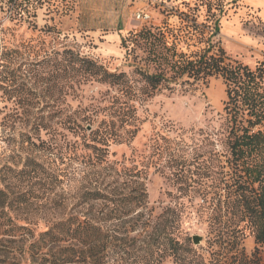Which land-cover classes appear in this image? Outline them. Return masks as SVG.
<instances>
[{"label": "trees", "instance_id": "1", "mask_svg": "<svg viewBox=\"0 0 264 264\" xmlns=\"http://www.w3.org/2000/svg\"><path fill=\"white\" fill-rule=\"evenodd\" d=\"M50 1L0 0V6L15 20H22L35 17L38 6ZM197 5L179 15L186 24L181 29L166 26L143 29L133 35L134 42L144 43L148 52L146 66L152 68L150 72L136 70L141 88H134L124 72L110 73L93 59L71 50L63 53L73 63L79 62L76 70L87 81L94 79L121 88L125 95L140 102L162 92L193 94L207 88L213 78L223 80L226 100L220 129L212 135H185L177 143L163 138L166 145H156L152 156L158 168L165 162L164 170L178 193L177 207H167L153 217L148 208L146 168L112 166L111 143L122 144L126 135L135 137L138 132L139 117L134 105H126L118 112L119 124L112 119L99 121L87 109L74 112L66 121L65 130L75 140L67 139L60 129L33 115L28 130L19 133L26 137L25 143L32 142L34 134L46 145L41 139L43 132L51 134L52 139L65 137V153L64 146L50 143L45 152L55 156V163L67 167L77 164L97 174L109 172L111 192L102 189L101 184L82 197L86 203L104 202L111 210L104 223L69 216L52 222L37 235L31 222L19 225L15 214L27 208L23 204L28 198L15 195L9 184L0 185V247L11 239L30 235L31 240L23 243L26 245L20 253L24 257H43L33 264L40 260L41 264H162L167 258H172L174 264H264V60L255 68L233 61L216 41L221 25L220 16L212 13V2L198 0ZM202 6L207 7L208 15L205 22L199 23ZM127 41L124 38L123 44ZM44 167L28 158L23 168L9 167L6 171L13 178L46 176L50 179L49 188L53 185L55 189L69 181L71 173L63 167H56L53 175ZM188 210L208 224L207 248L198 250L190 237L180 235L182 216ZM128 218L130 221H126ZM149 231L146 245L127 248V237ZM247 232L254 236L257 245L251 254L244 247Z\"/></svg>", "mask_w": 264, "mask_h": 264}, {"label": "rangeland", "instance_id": "2", "mask_svg": "<svg viewBox=\"0 0 264 264\" xmlns=\"http://www.w3.org/2000/svg\"><path fill=\"white\" fill-rule=\"evenodd\" d=\"M104 1L107 4L103 5ZM210 2L212 13L220 16L221 33L216 41L233 61L255 68L264 60V0ZM197 4L198 0H51L38 6L35 17L22 20H15L0 6V169L5 168L0 172V185L9 184L15 195L28 198L23 204L27 208L15 212L19 225L31 222L38 235L52 222L69 216L102 223L107 219L111 208L104 202L86 203L82 194L99 189L101 184L102 189L111 192L109 172L97 174L77 164L67 167L55 163V156L44 148L49 143L57 144L64 146L65 153V137L52 139L51 134L43 132L41 139L47 142L43 145L34 134L29 144L25 143L26 137L19 135L20 131L28 130L30 117L35 115L60 129L67 139L75 140L65 130V123L74 112L84 109L99 121L112 119L119 124L118 112L126 105L137 108L138 132L135 137L126 135L122 144L111 143L112 166L146 168L148 208L153 217L167 207H177L178 193L164 170L165 162L158 168L152 156L158 145H166L163 138L177 143L185 135L199 137L200 132L212 135L220 129L226 100L223 80L213 78L207 88L193 94L162 92L140 102L125 95L121 88L94 79L87 81L76 70L79 62L73 63L63 53L71 50L80 57L93 59L110 73L124 72L134 88H141L136 70L150 72L152 68L146 66L148 52L144 43L134 42L133 35L143 29L166 26L181 29L186 24L179 15L194 10ZM207 10L206 6L200 8L199 23L205 22ZM139 14L149 15L150 19L138 21ZM124 38L128 40L125 45ZM28 158L43 163L50 175L57 172L56 167H63L71 173L69 181L55 189L53 185L49 188L50 179L46 176L13 178L7 173L9 167L23 168ZM181 231L180 235L190 237L192 243L194 236L202 237L200 245L193 243L196 249L208 247V224L191 210L182 216ZM149 238L150 231L131 234L126 238V246L130 249L144 246ZM30 240L31 236L26 235L4 243L0 247L2 264H33L37 258H43L21 255L20 250ZM244 247L248 254L257 247L250 232L246 233ZM262 255L264 258V247ZM162 264H174V260L167 258Z\"/></svg>", "mask_w": 264, "mask_h": 264}, {"label": "built area", "instance_id": "3", "mask_svg": "<svg viewBox=\"0 0 264 264\" xmlns=\"http://www.w3.org/2000/svg\"><path fill=\"white\" fill-rule=\"evenodd\" d=\"M149 19H150V16L146 14H139L137 17V20L141 22H147Z\"/></svg>", "mask_w": 264, "mask_h": 264}, {"label": "water", "instance_id": "4", "mask_svg": "<svg viewBox=\"0 0 264 264\" xmlns=\"http://www.w3.org/2000/svg\"><path fill=\"white\" fill-rule=\"evenodd\" d=\"M203 239L200 236H194L193 237V243L194 245L198 246L202 243Z\"/></svg>", "mask_w": 264, "mask_h": 264}, {"label": "crops", "instance_id": "5", "mask_svg": "<svg viewBox=\"0 0 264 264\" xmlns=\"http://www.w3.org/2000/svg\"><path fill=\"white\" fill-rule=\"evenodd\" d=\"M105 4H107V2L104 1V2H103V5H105ZM259 43H260V42H259ZM257 44H258V43H257Z\"/></svg>", "mask_w": 264, "mask_h": 264}]
</instances>
